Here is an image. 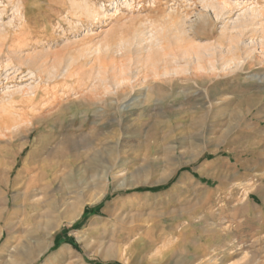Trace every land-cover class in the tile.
Instances as JSON below:
<instances>
[{
  "label": "rangeland",
  "instance_id": "rangeland-1",
  "mask_svg": "<svg viewBox=\"0 0 264 264\" xmlns=\"http://www.w3.org/2000/svg\"><path fill=\"white\" fill-rule=\"evenodd\" d=\"M131 1L0 0V110L13 92L17 119L0 127V264L40 247L30 264H264V0ZM177 27L216 69L85 102L100 76L143 68L158 32L154 49L192 62L173 52ZM35 56L65 73L39 79Z\"/></svg>",
  "mask_w": 264,
  "mask_h": 264
},
{
  "label": "bare ground",
  "instance_id": "bare-ground-1",
  "mask_svg": "<svg viewBox=\"0 0 264 264\" xmlns=\"http://www.w3.org/2000/svg\"><path fill=\"white\" fill-rule=\"evenodd\" d=\"M123 1V0H122ZM205 1V6L208 7V8H212L213 10L215 11H218L224 7L225 3L223 1H220V0H204ZM124 4L127 6V7H132V1L131 0H124ZM118 9V8H117ZM253 11H257V9H253ZM117 11V10H116ZM245 16V15H244ZM254 16V15H253ZM251 16L252 18H246L244 20L241 21L240 24V27L242 28H245V27H248L250 24H252L253 20H254V17ZM239 18V17H238ZM173 20V19H172ZM172 23V22H171ZM170 23V24H171ZM178 23V22H177ZM169 24V25H170ZM168 25V24H167ZM172 25V24H171ZM176 25V24H175ZM174 26V25H173ZM181 26V25H180ZM235 26H238V25H235ZM164 27V30H165V26ZM162 27V28H163ZM167 27V26H166ZM171 27V26H170ZM175 27V26H174ZM177 32L174 33L173 31V38H172V43L174 45V51L173 52H177V56L178 57H192V62L189 61V63H187V65L185 66H181V65H176V64H173V62H177L176 58H175V54H167V52H165L164 54L159 52L158 50L154 49L155 47L154 46H157L161 43V41H163V39H165L167 37L166 35V30L163 31L165 32L164 34L160 33L159 32L157 34H155L158 29H156L155 31V35L152 36L151 34V39L149 38L150 42L148 43V46L146 45V47H148L149 50H152V53L151 55H149L148 57V62L145 63L146 65H143V68H140L139 70H137L136 73H130L129 70H120L118 72H114L112 74V77L108 78V79H111L110 82V86H107V85H102L100 83V81H103V78L102 76L99 77V81L98 82H94L93 83V86L91 87L90 91L84 96V99H85V102L87 104H92V105H96L98 104L99 102H107V99H105V96L104 95H109L110 94V99H111V102L110 104L114 105L113 102H114V97H125L127 96L131 90L129 88V86H141L145 83H148L149 82V79L150 78H161L162 77H167L168 79V82H174V78L175 76L176 77H179L181 76V74H189L191 75L192 79L194 78H198L200 75L198 74V71L199 70H204V71H213L214 69H216V66L215 64H213V57L215 58L214 56V53L212 52H208V53H204L202 49H199L197 48L198 46H195V45H189L191 41H189V39L187 38V36L185 37V31L184 29H182L181 27H177ZM149 32V31H148ZM161 32V31H160ZM133 33V31H132ZM140 33H139V30L138 28L135 30V32L133 33V36H131L132 38H137V42L141 43V41H143L144 39L142 38L143 35H141V37L139 36ZM138 36H139V39H138ZM128 38L129 35L127 36ZM147 37H149L147 35ZM145 37V38H147ZM125 37H121L117 42L112 41L111 39L109 40H105L104 42H101V45H100V48L97 49V52L100 50V52L102 53V62H105L106 61V56H110L113 52L117 51V48L119 49V47L121 48L124 43H126L127 41H129V39L125 40L124 39ZM130 38V39H132ZM142 38V39H140ZM190 38V37H189ZM148 40V41H149ZM117 41V40H116ZM132 41V40H130ZM146 41V40H145ZM188 43V44H186ZM128 44V42H127ZM129 45V44H128ZM172 47V45H170ZM139 47V46H138ZM137 47V48H138ZM200 47V45H199ZM145 46L142 45L140 46L139 49H137L136 51H140L142 49H144ZM202 48V47H201ZM209 48V47H207ZM212 48V47H211ZM88 49V48H87ZM125 50H126V53L128 52V54L130 53L131 54V49H129L128 47L126 48L125 47ZM254 50L255 48H247L246 49V56H244V58H250L252 57V54H254ZM144 52V51H143ZM101 53L99 55H101ZM125 53V54H126ZM133 53V52H132ZM168 55H170V57L172 58H168ZM175 55V56H174ZM127 56V55H126ZM236 56V55H235ZM34 57V56H32ZM46 56H44L45 58ZM56 58V57H55ZM54 58V59H55ZM98 58H100V56H98ZM224 59L222 60L221 62V67L222 69H227V68H231L232 66H234L235 64H237V60H239L238 57H232V58H227L226 56L223 57ZM237 58V59H236ZM23 59H25L23 57ZM31 59V58H30ZM47 59V58H45ZM100 59V61H101ZM250 59H253V58H250ZM21 60V59H20ZM190 60V59H189ZM241 60V58H240ZM239 60V61H240ZM55 61V62H54ZM53 62L54 63H51L50 65H47L44 63L45 61L43 60V57L41 56H35L34 59H31L30 61V64H32L34 68L38 69L37 71H40L38 74L40 78H42V76H45V78H49V80L53 79L54 76H56L58 72V67L60 63H58V61L54 60ZM243 61V59H242ZM23 62V61H22ZM66 62V61H65ZM174 62V63H175ZM58 63V64H57ZM71 63V62H70ZM106 63V62H105ZM178 64V63H177ZM191 64V65H190ZM13 65V64H12ZM69 65V64H68ZM102 65V64H101ZM184 65V64H183ZM64 66V65H63ZM236 66V65H235ZM129 67V66H128ZM15 68V67H14ZM233 68V67H232ZM100 69V68H99ZM117 69V68H116ZM128 69V68H126ZM11 72V71H10ZM26 72V71H25ZM63 71H59L58 74H62ZM65 73V72H64ZM63 73V74H64ZM69 73V71H67V74ZM33 74L32 77H36V73H31ZM66 74V75H67ZM7 75V74H6ZM69 75V74H68ZM104 76V75H103ZM59 77V75L57 76ZM43 80V79H42ZM48 80V79H47ZM156 80V79H155ZM105 82V81H104ZM37 84V83H36ZM35 84V85H36ZM107 84V83H106ZM139 84V85H137ZM39 86V85H38ZM146 86V85H145ZM144 86V87H145ZM149 86V85H148ZM29 87V86H28ZM37 88V85L36 86H30V88L32 90H34L35 88ZM29 88V89H30ZM34 88V89H33ZM19 90L21 89L18 88ZM130 90V91H129ZM134 90V89H133ZM27 91V90H26ZM15 92V91H14ZM18 92V91H16ZM15 92V93H16ZM28 92V91H27ZM134 92V91H133ZM24 93V90L22 92V94ZM17 94V93H16ZM27 94V93H26ZM46 94V93H45ZM24 96V95H23ZM26 96H29V95H26ZM50 96V95H49ZM140 96V95H139ZM138 97V96H137ZM143 97V95H142ZM144 97H146L144 95ZM22 98V97H21ZM29 98L31 99H35L36 98V92H34L32 94V96H29ZM109 99V98H108ZM13 100H15L14 98V93H9V98L7 100V104L6 103H2L1 105V110H0V127L3 129L5 127V130L7 129L6 127H9L10 125L13 124V121H17V119L11 117L10 115H6V114H3V112H6L7 111V106H3V105H9V104H12L14 103ZM132 100V99H131ZM137 100V98L135 99V101ZM108 103V102H107ZM59 104V103H58ZM64 104V103H63ZM133 104L135 106V104L137 103H132V104H129V105H123L122 107H120V112H122V110H126V109H132L133 108ZM111 105V106H112ZM114 107V106H113ZM53 108V107H51ZM130 111V110H129ZM35 114V113H34ZM146 113H144L145 115ZM143 115V114H142ZM141 115V116H142ZM33 116V114H32ZM24 119V118H23ZM25 120V119H24ZM36 120H38V118L35 116L34 118H31L29 119V121H31V123L33 124ZM27 121V120H25ZM18 123V122H17ZM20 124V123H19ZM18 125V124H17ZM25 127V126H24ZM10 129V127H9ZM8 129V130H9ZM4 130V129H3ZM18 131H20L18 129ZM103 152V151H102ZM98 153H101V150L99 149L98 150ZM93 159V158H92ZM90 159V161L92 160ZM89 161V160H88ZM92 162V161H91ZM73 165V164H72ZM127 176H117L115 177V179L117 178L118 180H121V179H125ZM106 183V182H105ZM33 184V183H31ZM35 184V183H34ZM110 184V183H109ZM35 186V185H34ZM28 193L26 192L25 193V196H27ZM102 199V198H101ZM9 226V224L7 225ZM44 228V227H43ZM10 229V228H9ZM12 229V228H11ZM44 247H40L37 251H34V253L32 255H28L29 257H27L25 260H20L19 258H16L14 261H9L8 263L6 264H30L32 263V261L35 259L36 255H40L42 253V251H44ZM123 254V253H122ZM22 255V254H21ZM25 255V256H26ZM24 256V255H23ZM24 256V257H25ZM123 258V257H121Z\"/></svg>",
  "mask_w": 264,
  "mask_h": 264
},
{
  "label": "trees",
  "instance_id": "trees-1",
  "mask_svg": "<svg viewBox=\"0 0 264 264\" xmlns=\"http://www.w3.org/2000/svg\"><path fill=\"white\" fill-rule=\"evenodd\" d=\"M72 242V241H71Z\"/></svg>",
  "mask_w": 264,
  "mask_h": 264
}]
</instances>
